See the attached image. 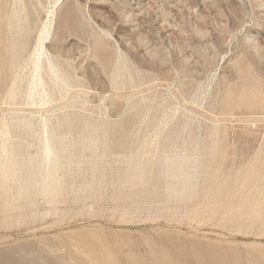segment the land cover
I'll return each instance as SVG.
<instances>
[{"label":"rangeland","instance_id":"rangeland-1","mask_svg":"<svg viewBox=\"0 0 264 264\" xmlns=\"http://www.w3.org/2000/svg\"><path fill=\"white\" fill-rule=\"evenodd\" d=\"M0 264H264V0H0Z\"/></svg>","mask_w":264,"mask_h":264}]
</instances>
